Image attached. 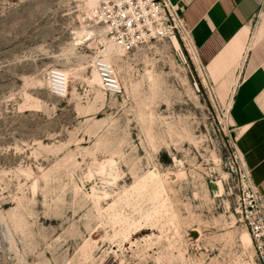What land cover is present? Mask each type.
<instances>
[{
  "label": "rangeland",
  "instance_id": "obj_1",
  "mask_svg": "<svg viewBox=\"0 0 264 264\" xmlns=\"http://www.w3.org/2000/svg\"><path fill=\"white\" fill-rule=\"evenodd\" d=\"M93 8L0 0V264H257L231 88L176 33L107 56ZM105 57L120 93L96 79Z\"/></svg>",
  "mask_w": 264,
  "mask_h": 264
},
{
  "label": "crops",
  "instance_id": "obj_2",
  "mask_svg": "<svg viewBox=\"0 0 264 264\" xmlns=\"http://www.w3.org/2000/svg\"><path fill=\"white\" fill-rule=\"evenodd\" d=\"M170 1L211 80L231 88L227 117L236 150L264 196V0Z\"/></svg>",
  "mask_w": 264,
  "mask_h": 264
},
{
  "label": "built area",
  "instance_id": "obj_3",
  "mask_svg": "<svg viewBox=\"0 0 264 264\" xmlns=\"http://www.w3.org/2000/svg\"><path fill=\"white\" fill-rule=\"evenodd\" d=\"M100 23L110 40L125 51L147 41L178 34L182 41L190 38L181 9L170 0H96L88 12ZM100 85L111 94L121 91L120 80L111 63L98 59L94 64ZM50 92L56 97H66L67 80L59 69L48 73ZM237 212L251 238L257 264H264V196L253 187L247 176L242 182V198Z\"/></svg>",
  "mask_w": 264,
  "mask_h": 264
},
{
  "label": "bare ground",
  "instance_id": "obj_4",
  "mask_svg": "<svg viewBox=\"0 0 264 264\" xmlns=\"http://www.w3.org/2000/svg\"><path fill=\"white\" fill-rule=\"evenodd\" d=\"M95 4H96V0H88V5H89L91 8H93V7L95 6ZM77 35H78L77 38H78V40L80 41V40H82L85 36L90 35V31H82V32H78ZM121 49H122L121 47L116 46V45L111 41V42L108 44V46H107L106 55H107V56H110V55H112V54H115V53L119 52V50H121ZM122 50H123V49H122ZM102 60H103V61H106V62H109L108 57H105V58H103ZM109 63H110V62H109ZM94 70H95V67H94ZM63 73H64V72H63ZM64 76H65V73H64ZM95 76H96V79H97L98 74H97L96 70H95ZM65 78H66V76H65ZM66 80H67V79H66ZM98 80H99V77H98ZM99 82H100V81H99ZM249 236H250V235H248L247 233H245V238H246V240L250 243L251 238H250Z\"/></svg>",
  "mask_w": 264,
  "mask_h": 264
}]
</instances>
